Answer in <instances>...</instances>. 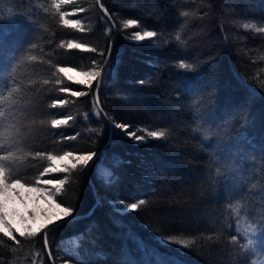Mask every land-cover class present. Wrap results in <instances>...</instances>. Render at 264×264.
I'll return each instance as SVG.
<instances>
[{
  "label": "trees",
  "instance_id": "obj_1",
  "mask_svg": "<svg viewBox=\"0 0 264 264\" xmlns=\"http://www.w3.org/2000/svg\"><path fill=\"white\" fill-rule=\"evenodd\" d=\"M99 1L117 29L114 75L101 88L99 105L111 125L124 122L138 135L164 131L165 137L146 136L148 142L137 146L117 129L107 142L108 122L92 92L58 71H88L93 60L102 64L99 53L106 54L113 26L96 0H71L61 7L66 19L81 21L84 31L64 26L51 0H0V154L12 152L10 167L22 182L35 183L53 162L48 153L96 152L107 142L88 169L59 173L70 181L59 197L76 207L79 218L50 235L51 258L43 232L35 237L15 233L19 243L0 233V264L263 260L264 253L249 252L243 248L246 240L233 242L231 236L237 221L243 226L264 220V32L255 30L264 27V0ZM129 19L137 24L126 28ZM246 23L254 27L245 29ZM136 31L157 35L134 41ZM69 40L97 51L68 49ZM181 56L194 71L179 67ZM180 72L187 73L200 96L185 90ZM76 90L88 95L73 97ZM56 99L68 103L52 108ZM202 112L208 123L200 119ZM66 116L72 117L66 126H51L52 119ZM217 147L233 154L235 170L216 154ZM115 157L124 163L113 167ZM105 168L120 177L117 183H104ZM229 173L240 185L231 200L221 183ZM140 199L145 204L123 216L109 203L123 209L120 201ZM93 208L91 215L84 214ZM91 223L96 227L89 234ZM172 237L194 243L182 249L160 240Z\"/></svg>",
  "mask_w": 264,
  "mask_h": 264
},
{
  "label": "snow or ice",
  "instance_id": "obj_2",
  "mask_svg": "<svg viewBox=\"0 0 264 264\" xmlns=\"http://www.w3.org/2000/svg\"><path fill=\"white\" fill-rule=\"evenodd\" d=\"M71 0H51L52 7L55 9L57 13H59L60 20L64 26H71L72 28H78L80 31H84V28L81 25V21L79 19L69 20L65 17L68 15L66 12L61 11V7L63 4L70 3ZM103 8V5H101ZM48 9H45L47 12ZM79 11H83V9H79ZM107 13V9H105ZM184 16H187L188 13L184 12ZM137 24V21L134 19H129L125 21V27L134 26ZM243 27L245 29L252 28L254 25L244 24ZM257 32H264V27H257L255 29ZM134 41H143L146 38H153L157 35L156 31H136L132 34ZM175 39L180 41L181 37L179 34L176 35ZM63 46V44H62ZM68 49H85L88 51L96 52L95 48H87L83 43H76L71 40L67 42ZM100 56L104 57V62L99 64L96 60L92 61L94 67H92L88 71H84L80 73L84 77L82 80L76 81L79 84L86 85L88 89L92 92L95 104L99 105L100 103V91L101 88L106 85V82L109 81V77L114 75V69L116 66V60H114V52L112 43L109 42L107 46L106 54L101 51L99 53ZM35 59V57H32ZM186 57H180V65L181 69H187L189 71H194L192 63H185L184 60ZM74 71L75 69H65L63 67L59 68L58 71L61 73L67 74V71ZM178 74H182L184 77V87L186 91L192 93L193 97L200 96L201 92L199 88L191 81L186 79L187 73L180 72ZM99 78V79H98ZM69 80L72 79L71 76L68 77ZM95 82V89H93V83ZM45 84L48 83L47 80L44 81ZM57 84H60L61 81L57 80ZM139 83H143V81H139ZM61 92H68V88H61ZM71 95L73 97H82L88 95V93L80 90L71 91ZM68 103L66 99H56L51 103L52 108H57L58 106H64ZM100 113H97L99 115ZM71 116H66L62 119H52L51 126L53 128L66 126L71 120ZM200 119L205 123H208L207 113L202 112L200 114ZM132 125L124 122H114L110 126V133L112 135H116L117 129L120 130V134H122L125 138L132 141L133 144L140 146L146 144L148 141L146 140V136L150 138H163L165 137L164 131H147L145 135H138L135 129L130 130ZM75 137H70L66 139H74ZM216 154L220 157L221 160L224 161L225 164L231 165L233 170L237 168V162L230 151L223 150L219 147L215 149ZM36 157H43L45 153L36 152ZM100 155L99 152L86 151V152H73V151H64L62 156H54L51 153L47 154L48 161H61L63 163L50 165L45 167L42 172H40L39 177L36 178L35 183L31 182H22V179L18 175L17 172L10 167V162L13 160L14 154L12 152H8L7 154H0V233L3 234L4 237H7L13 240L16 243L19 241L16 240L15 233H18L20 237H35L41 232H43V241L44 247L48 249L49 258H51L52 253L49 247V238L55 230L64 227L65 225L75 224L78 222L79 213L74 205L66 204L62 199H60L59 194H61L63 186L69 183V175H64L63 178H60L59 173H72L76 170H84L88 169L89 166L94 163L96 158ZM124 161H122L119 157L114 158L113 167H119ZM131 163V161H128ZM104 183L106 185H113L119 181L120 177L118 175H114L113 171L110 169H102ZM48 175L50 178L41 179L45 175ZM221 183H223L224 188L226 190V199L231 200L238 192L240 185L237 183V178L235 175L229 173L222 176ZM31 193H37L38 199H44L47 201H52L55 203L56 209L58 211L48 212L46 210L41 209L39 213L36 208H29L27 206V195ZM10 198L14 201H18L20 204L25 206L26 213L20 214L21 222H26L31 220L33 223L36 222L38 215L43 217V223L40 224L38 228H25L21 230L20 228L14 227L12 219L9 216L8 205L10 203ZM144 199H140L139 202H124L120 201L119 203H124L125 207L123 209L117 208L115 201H109V203L113 206V210L119 215L123 216L127 212L137 211L140 205L145 204ZM100 204V201H97V205ZM95 211V208L89 211L88 215H91L92 212ZM118 225L120 221H115ZM96 227L95 223H91L87 225L86 232L91 233L92 230ZM241 233L243 235L241 236ZM160 240L166 244H176L179 245L182 249H187L189 246L194 243L193 240L187 239H176L175 237L164 239L160 238ZM237 240H246V243H243V248L248 250L249 252H260L264 253V220H261L256 223H248L245 225H241L239 221L236 223L235 234L231 236V241L236 242ZM141 246L143 247V242H141ZM67 264V262H66ZM157 264H166V259L162 257H157ZM173 264H178L177 261H173Z\"/></svg>",
  "mask_w": 264,
  "mask_h": 264
},
{
  "label": "rangeland",
  "instance_id": "obj_3",
  "mask_svg": "<svg viewBox=\"0 0 264 264\" xmlns=\"http://www.w3.org/2000/svg\"><path fill=\"white\" fill-rule=\"evenodd\" d=\"M112 31H113V29H112ZM131 39H133V36H131ZM109 41H110V39L108 40V44H109ZM82 72H84V71H82L80 69H75L74 71H69L67 74L69 76H71L72 78H75L77 80L78 79L82 80V79H84V77L82 75H80V73H82ZM62 155H63V153L60 156H62ZM60 163H63V162L53 161L50 165H55V164H60ZM41 179H46V178L42 177ZM26 198H27V206L29 208H33V207L36 208L38 213L41 209L46 210L50 213L58 211V209H56L55 203H53L52 201L46 202L44 199H38L37 193L28 194ZM8 211H9V216L12 219V222L14 224V227L20 228L21 230H24L25 228H28V227L38 228L40 226V224L43 223V217L39 216V215H38L35 223H33L31 220H28V221L22 223L20 220V214L26 213L25 206L20 204L18 201H14L12 198H10V203L8 205ZM257 263L264 264V259L257 261L256 264Z\"/></svg>",
  "mask_w": 264,
  "mask_h": 264
},
{
  "label": "water",
  "instance_id": "obj_4",
  "mask_svg": "<svg viewBox=\"0 0 264 264\" xmlns=\"http://www.w3.org/2000/svg\"><path fill=\"white\" fill-rule=\"evenodd\" d=\"M96 1H97V4L101 7V2H100L99 0H96ZM101 8H102V7H101ZM102 11L105 13L106 17L109 19V21L112 23V26H113L112 36H111L110 41H109V42L112 43V41H113V39L115 38V35H116V33H115V32H116V25H115V22H113L110 13H109V12L106 13V12H105V9H103V8H102ZM103 62H104V60H103ZM103 62H102V63H103ZM98 79H99V78H98ZM97 109H99L100 113H102V115L105 117V119H107L109 134H108V137H107L106 141L108 142V139H109L110 136H111V133H110V126H111V123H110L109 119L107 118V116H106L104 110L101 108L100 105H97ZM107 142H106V143H107ZM106 143H105V144H106ZM105 144H103L102 147H101L99 150H97L96 152H99V153H100V151H101L102 148L105 146ZM89 181H90V179H89ZM90 182H91V181H90ZM90 210H91V209H89V210H88L87 212H85L84 214L89 213ZM84 214H83V215H84ZM83 215H81V216H83ZM50 261H51V259H50Z\"/></svg>",
  "mask_w": 264,
  "mask_h": 264
}]
</instances>
